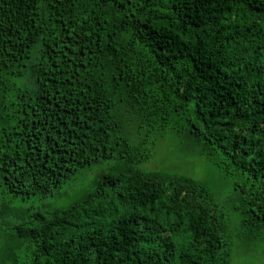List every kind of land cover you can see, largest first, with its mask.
<instances>
[{"label": "trees", "instance_id": "obj_1", "mask_svg": "<svg viewBox=\"0 0 264 264\" xmlns=\"http://www.w3.org/2000/svg\"><path fill=\"white\" fill-rule=\"evenodd\" d=\"M167 135L231 181L238 236L264 242V0H0L4 258L232 264L208 188L153 164ZM86 176L65 208L2 199Z\"/></svg>", "mask_w": 264, "mask_h": 264}, {"label": "rangeland", "instance_id": "obj_2", "mask_svg": "<svg viewBox=\"0 0 264 264\" xmlns=\"http://www.w3.org/2000/svg\"><path fill=\"white\" fill-rule=\"evenodd\" d=\"M159 150L154 152V165L165 172L186 176L195 181L204 184L225 215L228 233L232 242L231 262L232 264H264V242L260 240L250 241L244 237H239L241 232L240 220L236 213L230 208L231 181L222 176L217 168L207 162L205 159L182 149L179 140L167 135L159 143ZM154 168V166H152ZM92 185V176L79 177L77 184L68 189L67 192L59 196L49 198V200H17L18 198L3 197L12 208L20 210H35L44 208L45 210L61 209L68 207L73 202L80 200ZM31 209V210H30ZM0 219V264H13L4 258L3 253L6 246L9 245L10 231L1 224ZM25 248L19 251L23 256Z\"/></svg>", "mask_w": 264, "mask_h": 264}]
</instances>
